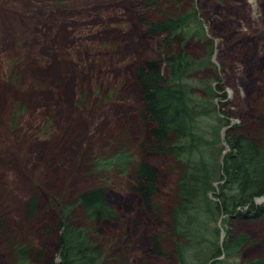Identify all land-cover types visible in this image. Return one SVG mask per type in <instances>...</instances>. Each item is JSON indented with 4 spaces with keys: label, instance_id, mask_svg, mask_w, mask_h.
Listing matches in <instances>:
<instances>
[{
    "label": "rangeland",
    "instance_id": "rangeland-1",
    "mask_svg": "<svg viewBox=\"0 0 264 264\" xmlns=\"http://www.w3.org/2000/svg\"><path fill=\"white\" fill-rule=\"evenodd\" d=\"M177 5L198 11L213 44V67L198 76L212 79L216 71L221 78L216 114L232 113L231 127H264V0H175L162 10ZM139 7L134 0H0V264H16L9 239L33 249L34 262L42 252L39 264H58L50 205L96 186L106 189L117 216L98 229L101 264H166L150 256L153 223L130 189L132 175L98 173L94 165L123 147L138 157L147 136L136 114L133 71L158 47L136 21ZM184 47L193 57L203 51L193 40ZM144 158L159 172V202L166 207L175 177L164 156ZM34 194L37 209L29 219ZM224 221L217 223L222 241ZM230 224L234 236L247 239L234 264L264 262V219Z\"/></svg>",
    "mask_w": 264,
    "mask_h": 264
},
{
    "label": "trees",
    "instance_id": "trees-1",
    "mask_svg": "<svg viewBox=\"0 0 264 264\" xmlns=\"http://www.w3.org/2000/svg\"><path fill=\"white\" fill-rule=\"evenodd\" d=\"M134 1L140 6L136 21L158 47V54L142 60L133 71L140 95L136 114L147 136L138 145V157L123 147L94 165L98 173L107 169L132 175L130 189L153 223L150 256L166 264H234L247 239L232 234L230 220L264 219V204L255 203L264 196V127H231L232 113L216 114L215 90L223 91V87L216 71L212 79L198 76L213 67L214 54L198 11L182 10L179 5L171 12L162 10L164 3L175 0ZM192 40L203 47L197 57L184 47ZM152 153L165 157L166 171L175 177L166 207L159 202V172L144 158ZM50 207L55 215L58 264H101L98 229L102 221L117 220L106 189L82 190L66 204L55 202ZM36 209L34 194L28 201L29 219L35 217ZM74 214L82 224L74 223ZM221 218L227 227L223 241L217 227ZM43 230L49 236L48 225ZM9 240L15 263L31 264L35 251ZM41 259L38 252L33 262L39 264Z\"/></svg>",
    "mask_w": 264,
    "mask_h": 264
},
{
    "label": "bare ground",
    "instance_id": "bare-ground-1",
    "mask_svg": "<svg viewBox=\"0 0 264 264\" xmlns=\"http://www.w3.org/2000/svg\"><path fill=\"white\" fill-rule=\"evenodd\" d=\"M215 61V60H214ZM213 81V80H212ZM204 84V83H203ZM215 84V83H214ZM205 85V84H204ZM203 87V86H202ZM220 161V160H219ZM263 201V199H261V200H259V202L257 203V205H260L261 203H264V202H262Z\"/></svg>",
    "mask_w": 264,
    "mask_h": 264
},
{
    "label": "water",
    "instance_id": "water-1",
    "mask_svg": "<svg viewBox=\"0 0 264 264\" xmlns=\"http://www.w3.org/2000/svg\"><path fill=\"white\" fill-rule=\"evenodd\" d=\"M258 202H259V201H258ZM262 202H264V200H263Z\"/></svg>",
    "mask_w": 264,
    "mask_h": 264
}]
</instances>
